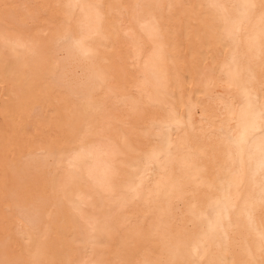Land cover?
Here are the masks:
<instances>
[{
  "label": "bare ground",
  "instance_id": "bare-ground-1",
  "mask_svg": "<svg viewBox=\"0 0 264 264\" xmlns=\"http://www.w3.org/2000/svg\"><path fill=\"white\" fill-rule=\"evenodd\" d=\"M262 106L264 0H0V264H264Z\"/></svg>",
  "mask_w": 264,
  "mask_h": 264
},
{
  "label": "snow or ice",
  "instance_id": "snow-or-ice-1",
  "mask_svg": "<svg viewBox=\"0 0 264 264\" xmlns=\"http://www.w3.org/2000/svg\"><path fill=\"white\" fill-rule=\"evenodd\" d=\"M244 7L251 8V7H254V5L248 4V5H244ZM180 103L181 105H183L182 99ZM168 111H169V116L172 122L179 125L180 119H181L179 111L173 107H169ZM260 118H261V136L264 137V106H262ZM242 128L243 130L241 131L239 136L237 137L229 136L228 137L230 143L235 144L237 148H241V149L243 145H245L248 142V132L255 130V119L252 118L251 120H249L247 123H245L242 126ZM261 152H262V155H264V140H262ZM262 240H264V237H262Z\"/></svg>",
  "mask_w": 264,
  "mask_h": 264
}]
</instances>
